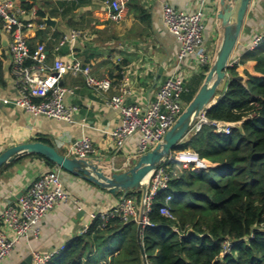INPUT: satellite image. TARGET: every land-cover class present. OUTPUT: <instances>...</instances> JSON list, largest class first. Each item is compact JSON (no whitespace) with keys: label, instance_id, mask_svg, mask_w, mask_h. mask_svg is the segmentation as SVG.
Masks as SVG:
<instances>
[{"label":"crops","instance_id":"crops-1","mask_svg":"<svg viewBox=\"0 0 264 264\" xmlns=\"http://www.w3.org/2000/svg\"><path fill=\"white\" fill-rule=\"evenodd\" d=\"M105 1L14 0L21 7H37L35 14L22 18L24 22H31L22 28V32L30 47L45 44L48 63L57 57L68 59L75 56L91 65L93 75L110 78L117 87L125 83V103L147 106L156 95L158 84L154 86V79L159 68H162L161 82L173 71L170 62L180 47L163 22V5L192 12L200 7L201 0H138V9L128 10L119 22L109 20L110 8ZM204 1V44L215 56L223 31L217 17L219 0ZM39 10L53 18L55 25L49 26L44 22L45 27L39 28L38 24L45 17L38 16ZM73 29L81 31L80 38L73 45L66 44L56 49L59 39ZM263 31L264 0H254L231 58L237 60L236 70L244 79L246 71L253 75L257 73L253 68L254 61L239 62V58L246 53L254 36ZM1 34L9 42V36L0 25V153L15 144L48 141L59 153L68 156V144L87 136L95 147L94 155L88 159L99 163L105 174L130 168L139 156V135L126 137L121 148H117L108 135L120 122V111L106 104V99L117 92L116 87L98 92L87 87L83 74H66L60 85L72 90V93L63 94V102L77 107L73 121L32 115L14 103L18 90L11 75L8 43L6 45L2 40ZM196 75H190L188 80ZM50 171L58 173L70 199L57 204L39 221L38 236L20 239L0 264H20L33 251L59 252L67 241L86 231L91 222V212H103L122 199L120 193L113 195L32 153L18 156L0 169V214L18 199V194L30 181Z\"/></svg>","mask_w":264,"mask_h":264},{"label":"trees","instance_id":"trees-1","mask_svg":"<svg viewBox=\"0 0 264 264\" xmlns=\"http://www.w3.org/2000/svg\"><path fill=\"white\" fill-rule=\"evenodd\" d=\"M137 3L129 0L128 10L138 9ZM245 60L254 61L257 74L246 71L245 79H234L237 63L230 66L225 90L205 113L209 121L233 122L230 133H217L206 122L174 149H191L215 166L197 170L167 163L169 186L151 203L154 226L142 228L141 243L136 222L112 218L103 225L95 218L47 264H264V39L239 58ZM210 67L187 81L185 105ZM168 193L174 220L159 211ZM226 240L231 246L223 252Z\"/></svg>","mask_w":264,"mask_h":264},{"label":"built area","instance_id":"built-area-1","mask_svg":"<svg viewBox=\"0 0 264 264\" xmlns=\"http://www.w3.org/2000/svg\"><path fill=\"white\" fill-rule=\"evenodd\" d=\"M110 11L108 18L119 22L128 12L129 0H106ZM36 6L29 9L16 5L14 0H0L1 27L9 36L8 53L11 60V75L18 90V97L14 103L35 116L55 118L57 120L73 121V113L77 111L74 105L63 102L65 92L72 93L60 85L66 74H83L87 87L98 92H106L116 87L117 92L106 99V104L120 111L118 126L108 132L109 138L117 148L124 145L126 137L138 134V155L151 150L156 144L163 141L167 130L185 108L183 94L188 78L198 74L206 65H211L214 56L204 44L205 1L201 0L198 9L187 12L174 8L168 4L162 7V19L168 31L179 42V51L170 62L173 71L157 85L154 100L147 106L137 103L127 104L124 100L126 92L125 83L118 87L113 85L110 78L98 77L92 74L91 65L83 63L72 56L68 59L55 58L47 62L48 53L44 43L30 47L23 36L22 28L31 25L24 22L23 17L35 14ZM39 28H44L41 21ZM81 36V31L70 30L57 42L56 49L68 44L73 45ZM264 39V31L254 36L247 48L252 50ZM120 60V58H118ZM237 63L231 60L229 65ZM205 114L200 115L206 121ZM214 131L229 134L233 122L211 121ZM201 125L195 123L192 131H197ZM69 157L88 159L95 153V147L87 136L71 141L67 146ZM175 162L179 167L188 169L193 167L200 170L208 165V161L198 156L191 149L174 150L156 169L148 184L144 198L143 228L154 226L148 218L151 203L160 190H167L170 175L168 162ZM210 164V163H209ZM203 169V168H202ZM70 198L63 188L62 181L57 172H45L35 179L18 199L6 206L0 214V263L13 250L16 243L22 238L39 235V221L46 216L57 204L66 202ZM171 193H168L159 211L167 218L174 220L175 216L170 209ZM140 205V204H139ZM139 205L135 194H128L118 204L103 211L91 212V220L100 218L105 225L112 218H119L123 222H137ZM175 229V228H174ZM231 242H223V252L230 249ZM63 249V246L62 248ZM56 252L40 253L33 251V264H47Z\"/></svg>","mask_w":264,"mask_h":264},{"label":"water","instance_id":"water-1","mask_svg":"<svg viewBox=\"0 0 264 264\" xmlns=\"http://www.w3.org/2000/svg\"><path fill=\"white\" fill-rule=\"evenodd\" d=\"M254 0H219L217 17L223 29L220 43L214 56L213 63L206 73L205 79L197 90L191 101L175 120L173 125L167 130L163 141L156 144L151 150L139 155L135 163L125 171L105 174L99 163L90 159L69 157L59 153L51 144L42 141H29L15 144L0 153V167L11 162L18 156L24 154H38L44 156L58 167L65 171L85 178L93 182L100 188L106 189L109 193L124 198L128 194H139L140 205L137 217V241L141 243V230L143 228L144 198L148 190V184L154 172L166 160L175 147L194 132L191 130L195 123H211L199 120L201 114L216 103L220 92H223L228 82L227 69L232 60V55L239 42L244 26L246 15ZM43 21L54 26L55 20L49 15ZM2 40L8 43L7 37L3 34ZM162 68L160 67L155 79L156 86L160 79ZM242 78L241 75L234 76V79ZM213 164L205 165L201 169L214 167ZM34 180L30 181L26 188L18 194L20 197ZM20 264H32V255H27Z\"/></svg>","mask_w":264,"mask_h":264},{"label":"rangeland","instance_id":"rangeland-1","mask_svg":"<svg viewBox=\"0 0 264 264\" xmlns=\"http://www.w3.org/2000/svg\"><path fill=\"white\" fill-rule=\"evenodd\" d=\"M100 164H101V165H103V164H104V162H101ZM208 164H209V163H208ZM210 165H211V164H210ZM178 167H179V166H178Z\"/></svg>","mask_w":264,"mask_h":264}]
</instances>
